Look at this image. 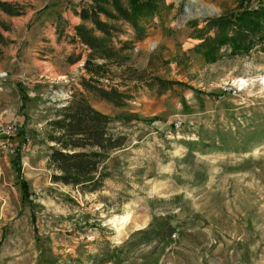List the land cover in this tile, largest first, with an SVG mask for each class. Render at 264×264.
<instances>
[{"label":"rangeland","instance_id":"rangeland-1","mask_svg":"<svg viewBox=\"0 0 264 264\" xmlns=\"http://www.w3.org/2000/svg\"><path fill=\"white\" fill-rule=\"evenodd\" d=\"M3 2L21 6L19 16L0 14L10 40L0 44V98L6 93L13 108L4 119L21 127L13 146L25 182L16 154L0 151V264H264V52L208 64L194 50L205 21L238 0H166L142 39L102 16L118 29V53L95 62L106 66L103 86L127 94L122 107L81 86L91 50L76 27L70 34L65 13L87 0ZM48 25L66 42L51 79L37 61L54 52L37 44L48 41L36 37ZM79 55L75 75L68 59ZM77 91L127 138L96 193L54 183L49 167L50 122Z\"/></svg>","mask_w":264,"mask_h":264},{"label":"trees","instance_id":"trees-1","mask_svg":"<svg viewBox=\"0 0 264 264\" xmlns=\"http://www.w3.org/2000/svg\"><path fill=\"white\" fill-rule=\"evenodd\" d=\"M166 0H87L82 8L75 10L81 25L76 26V36L81 44L91 50L83 68L91 75L81 78L84 90L96 95L117 107L125 105L128 96L115 88L107 89L100 82L105 77L106 66L96 60L110 61L116 58L118 51L113 46V36L118 32L116 26L103 21L104 16L110 21H119L133 28L138 38L146 35L144 23L161 14ZM257 4V5H256ZM21 6L0 0V10L10 16H19ZM90 22L92 27H87ZM202 42L195 48L208 64H214L226 56H247L255 49L264 52V0H238V6L227 14L205 21ZM4 30L8 27L1 24ZM95 32L102 36L98 37ZM212 35H209V34ZM10 40L0 32V44L8 45ZM125 45L122 47V49ZM228 48L223 52L224 48ZM3 51L0 50V56ZM82 59L69 57L74 65ZM167 89L174 82H163ZM190 87L186 84H182ZM198 94L204 92L196 90ZM211 95V94H209ZM110 117L95 109L82 92H75L67 105L60 108L50 122L51 132L48 140L51 144L49 167L53 170L54 183L71 186L84 193L100 191L110 177L106 166L109 155L122 149L126 136L115 134L110 129ZM13 162L18 178L24 181L22 165L17 150Z\"/></svg>","mask_w":264,"mask_h":264},{"label":"crops","instance_id":"crops-1","mask_svg":"<svg viewBox=\"0 0 264 264\" xmlns=\"http://www.w3.org/2000/svg\"><path fill=\"white\" fill-rule=\"evenodd\" d=\"M2 1H6V0H2ZM14 1H16V0H14ZM50 1L51 0H47V2L45 4L47 5ZM1 13L5 14L4 12H2L0 10V14ZM65 17L66 18L68 17V19L71 18L70 19V21H71L70 22V28L72 31L70 32V34L74 35L75 34V30H74L75 27L78 26L82 22V20L80 19V17L76 16L74 11H72L70 14L65 13ZM35 33H38V32L36 31ZM36 37L37 38L39 37V39L40 38H46L48 40L47 42L41 41L40 43H37L40 45V47H49V49L54 50L53 53L46 52L45 53L46 55L43 56L44 60H37L38 63H40L38 66V70H39L40 74L43 75L42 77L45 76V78L51 79L53 77V75L59 74L57 67L55 65L56 64L55 59H53V57H56L58 54H61V52L65 49L66 42H65L64 38H62V39L59 38V35L56 32L55 26H52V25H48L45 29H43L42 34H36ZM72 66L73 65H70V68L68 70L70 73L71 72L74 73L76 71V69L74 70V72L71 70ZM78 69L80 72V68H78ZM78 69H77V71H78ZM37 83H39V81L33 82L32 88L34 86H36ZM10 89H11L10 93H12V95H14L16 93L15 90L17 89L16 85H14ZM14 110H15V108H14ZM12 112H13V108L11 107V102H9L6 93H3L1 98H0V118L4 119L5 113H12Z\"/></svg>","mask_w":264,"mask_h":264},{"label":"built area","instance_id":"built-area-1","mask_svg":"<svg viewBox=\"0 0 264 264\" xmlns=\"http://www.w3.org/2000/svg\"><path fill=\"white\" fill-rule=\"evenodd\" d=\"M2 88L0 87V91ZM181 126L180 122L175 123L178 129ZM21 127L18 122L13 120H5L0 118V151L7 155H15L17 148L13 146V140L20 134Z\"/></svg>","mask_w":264,"mask_h":264},{"label":"bare ground","instance_id":"bare-ground-1","mask_svg":"<svg viewBox=\"0 0 264 264\" xmlns=\"http://www.w3.org/2000/svg\"><path fill=\"white\" fill-rule=\"evenodd\" d=\"M239 83H240V85L243 86L246 83V81L245 80H240Z\"/></svg>","mask_w":264,"mask_h":264},{"label":"water","instance_id":"water-1","mask_svg":"<svg viewBox=\"0 0 264 264\" xmlns=\"http://www.w3.org/2000/svg\"><path fill=\"white\" fill-rule=\"evenodd\" d=\"M188 12V11H187ZM212 13H214L213 11H211ZM202 17H206V15L203 13L202 15H201Z\"/></svg>","mask_w":264,"mask_h":264}]
</instances>
